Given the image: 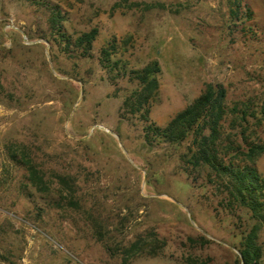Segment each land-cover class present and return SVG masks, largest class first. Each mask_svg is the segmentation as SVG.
Returning a JSON list of instances; mask_svg holds the SVG:
<instances>
[{"label":"rangeland","instance_id":"1","mask_svg":"<svg viewBox=\"0 0 264 264\" xmlns=\"http://www.w3.org/2000/svg\"><path fill=\"white\" fill-rule=\"evenodd\" d=\"M152 59L157 126L205 83L227 104L259 99L264 0H0V264L236 260L248 211L185 173V141L148 143L119 113L129 70ZM254 165L264 174V151ZM259 241L264 264V227Z\"/></svg>","mask_w":264,"mask_h":264},{"label":"trees","instance_id":"2","mask_svg":"<svg viewBox=\"0 0 264 264\" xmlns=\"http://www.w3.org/2000/svg\"><path fill=\"white\" fill-rule=\"evenodd\" d=\"M54 15L50 17L53 21L57 17ZM95 32L94 28L82 32L76 37V45L87 49ZM100 55L101 63H108L106 48L100 49ZM158 72L155 59L129 70L128 79L135 85L123 97L119 113L140 116L144 121L143 137L148 143L155 138L167 143L186 142L185 152L180 156L185 173L190 176L203 172L207 183L225 193V206L230 211L243 207L252 219V224L240 236L233 264H259V230L264 227V174L257 172L254 162L264 151L261 139L264 92L259 99L247 98L227 104L225 89L220 84L205 83L196 97L163 126H157L149 120L148 109L157 91ZM147 245L143 242L142 249ZM192 264L206 263L192 261Z\"/></svg>","mask_w":264,"mask_h":264}]
</instances>
